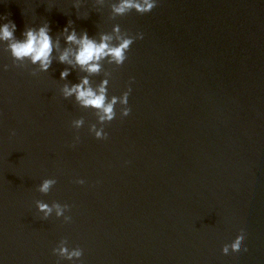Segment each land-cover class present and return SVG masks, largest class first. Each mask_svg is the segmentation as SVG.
<instances>
[{
    "label": "water",
    "instance_id": "water-1",
    "mask_svg": "<svg viewBox=\"0 0 264 264\" xmlns=\"http://www.w3.org/2000/svg\"><path fill=\"white\" fill-rule=\"evenodd\" d=\"M116 2L0 0L15 39L47 23L52 40L47 71L0 40V264H264V0H155L122 16ZM73 29L110 46L143 38L89 73ZM84 77L97 94L107 81L112 121L64 96ZM45 179L56 183L42 193ZM241 233L242 250L222 254ZM61 240L81 257L53 254Z\"/></svg>",
    "mask_w": 264,
    "mask_h": 264
},
{
    "label": "clouds",
    "instance_id": "clouds-1",
    "mask_svg": "<svg viewBox=\"0 0 264 264\" xmlns=\"http://www.w3.org/2000/svg\"><path fill=\"white\" fill-rule=\"evenodd\" d=\"M155 0H118V2L113 3L111 7V11L116 16H122L130 11L134 10L136 13L145 14L150 12L155 7ZM69 25L72 24V21L68 22ZM16 31V25L14 22L9 20L7 23L0 24V40L11 41L9 43L7 51L10 54L11 58L14 61L20 60L22 61L25 58H29L31 63L36 64L39 62V67L41 71H47L51 61L50 55L52 52V40L49 35V27L48 24L45 23L43 26L38 29L34 28H26L22 32L23 39H15L14 32ZM113 31L119 33L121 31L119 25H116L113 28ZM63 32H68V27L66 26L63 29ZM142 33H137L136 36H130L128 34H124L117 37V42L112 46L109 45V41L112 37L108 35H104L101 37V42L96 43L92 39H90L87 33H82L79 40H77L75 30L73 29L67 36V43H76L79 45L76 53H75V62L85 71L89 73H96L100 70V66L97 63L102 58L108 56L111 58L110 62H114L116 65L120 66L126 59V53L130 48V45L136 39H142ZM68 58V53L65 51L59 57L61 63L65 62ZM5 70L7 69V65L4 66ZM34 74V73H33ZM68 75L67 70H64L60 73V78L63 79ZM88 79L86 77L81 79V83L73 85L71 88L65 86L64 88V96H70L73 93L76 95V99L79 101L81 106L84 107H92L97 110H101L103 115L99 117L101 121H112L116 112L114 111V105L117 103V97L113 96L111 101L107 104L105 103V88L104 85L107 81H102L101 86L99 88V94L94 92L88 85ZM131 92V88H128L127 91L123 92L120 96V104L123 105L121 109V116H128L130 113V108L126 105L128 103V96ZM83 124V119H77L74 121V125L76 128H79ZM95 130V126H91L90 131ZM14 135V132L12 133ZM95 138L97 139H106L107 133H104L103 130L95 131ZM78 139V137H77ZM56 181L54 179H45L39 186V191L42 193H47L52 185H54ZM77 183H83L82 180L77 181ZM37 207L40 211L45 213L47 216L52 209L49 208L47 204L37 202ZM53 207L57 209V216L62 215L63 208L59 204H54ZM65 208L68 205L64 206ZM66 219H70L66 218ZM245 239L243 233L236 236V238L231 242V244H225L221 252L222 254L227 255L229 253V249L232 252H239L242 250V243ZM61 246L53 248L52 252L55 255L63 257L65 259H72L76 257L77 259L81 257L82 250L79 248L74 249L73 251H69L67 247L63 246L66 241L61 240ZM247 251L246 248L243 249Z\"/></svg>",
    "mask_w": 264,
    "mask_h": 264
}]
</instances>
